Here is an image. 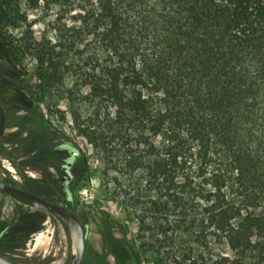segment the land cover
Segmentation results:
<instances>
[{
    "label": "trees",
    "instance_id": "16d2710c",
    "mask_svg": "<svg viewBox=\"0 0 264 264\" xmlns=\"http://www.w3.org/2000/svg\"><path fill=\"white\" fill-rule=\"evenodd\" d=\"M27 5L39 8L36 21L19 0H0V39L15 64L36 62L37 83L23 81L33 118L46 126L42 102L69 119L125 177L142 211L139 250L152 264H264V0ZM24 25L19 37L7 31ZM49 124L61 145L37 149L33 130L13 149L27 141L40 168L64 143L82 154ZM21 223L3 225L0 243L22 247L31 231ZM110 245L116 264H143L134 241Z\"/></svg>",
    "mask_w": 264,
    "mask_h": 264
},
{
    "label": "rangeland",
    "instance_id": "374dc122",
    "mask_svg": "<svg viewBox=\"0 0 264 264\" xmlns=\"http://www.w3.org/2000/svg\"><path fill=\"white\" fill-rule=\"evenodd\" d=\"M19 1L21 9L27 11L30 21H36L39 8H28V0ZM42 28L41 23L32 26L36 37H40ZM25 29L26 25L21 30L11 28L7 31L19 37ZM35 68L36 62L31 58H22L17 64L12 62L0 39V102L6 113V130L0 144V181L5 180L45 198L51 196L48 191L51 189L49 181H54L59 187L55 168L58 158L52 162L54 165L40 168L32 157L35 152L41 153L37 149L43 146L44 141L54 140V144L61 145L54 132L48 130V123L50 127L62 131L76 143L82 153L73 167L75 180L72 185L70 206L85 229L83 264H116L110 245L111 237L119 239L126 237L129 241H134L139 250L138 218L142 211L137 198L132 193L123 192L120 183H123L125 177H121L106 160L102 159L100 152L92 144H88L78 135L75 128L69 126V119L64 122L57 114H50L42 102L39 106L46 128L33 118L35 117L33 103L25 94L23 83L30 86L37 83ZM24 69H29L30 73L28 72L22 79ZM33 130L32 135L35 136L33 139L37 149L30 150L31 146L25 141L27 146L24 151L13 150L19 149V138H26L27 131ZM20 131L22 134L18 135ZM63 155L66 157V154ZM33 211L34 209L0 193V228L20 220L21 229L31 231L22 247L0 243V249L8 256L20 260L21 264H69L72 246L63 224L51 215L40 218L33 214ZM139 252L143 264H152L149 252L140 250Z\"/></svg>",
    "mask_w": 264,
    "mask_h": 264
},
{
    "label": "water",
    "instance_id": "95a60500",
    "mask_svg": "<svg viewBox=\"0 0 264 264\" xmlns=\"http://www.w3.org/2000/svg\"><path fill=\"white\" fill-rule=\"evenodd\" d=\"M5 130L6 113L3 105L0 103V144L3 141ZM62 181L63 184L61 188L62 190H65V179ZM0 192L26 207L45 212L58 219L65 227L72 246V255L69 264H83L85 253V230L78 217L72 211L66 208L63 204L50 202L32 192L1 181ZM0 264L15 263L0 256Z\"/></svg>",
    "mask_w": 264,
    "mask_h": 264
},
{
    "label": "flooded vegetation",
    "instance_id": "af4514ba",
    "mask_svg": "<svg viewBox=\"0 0 264 264\" xmlns=\"http://www.w3.org/2000/svg\"><path fill=\"white\" fill-rule=\"evenodd\" d=\"M58 148L60 151V154H59L60 156L57 159V163H55V165H56L55 168H56V173H57L56 178L59 179V188H58V190L53 189L52 187H51V189H48V191L50 192V195H51V196H48V198H45L44 196H40V195H38V196H40V197H42V198H44L50 202L56 203V204H63L67 208V206L70 205V199L72 197V185H73V182L75 180V175L73 173V167H74V164H75L77 157H79V152L75 149H72V150L67 149L66 143H64V145H62ZM63 154H66V157H63L64 156ZM63 179H65V186H66L65 190H62V188H61L62 184H63V181H62ZM51 184H54V182L51 181ZM11 185H14V184H11ZM14 186L21 188L17 185H14ZM21 189H24V188H21ZM24 190H26V189H24ZM27 191H29V190H27ZM29 192H31V191H29ZM36 211H38V210L34 209L33 212H36ZM44 215L48 216L49 214L45 213ZM23 232H25V231H23ZM0 256L10 260L11 262H13L15 264H21L20 260L8 256L2 249H0Z\"/></svg>",
    "mask_w": 264,
    "mask_h": 264
}]
</instances>
